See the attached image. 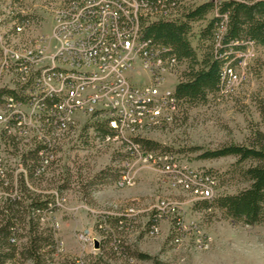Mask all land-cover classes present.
Masks as SVG:
<instances>
[{"label": "rangeland", "instance_id": "1", "mask_svg": "<svg viewBox=\"0 0 264 264\" xmlns=\"http://www.w3.org/2000/svg\"><path fill=\"white\" fill-rule=\"evenodd\" d=\"M26 1V11L45 7L41 0ZM10 2L0 0V26L7 22ZM46 13L17 36L5 35L10 23L0 27V45H5L9 56L24 55L29 47L25 42L39 41L46 46L47 60L58 53L64 42L56 44L53 30H67L68 26L56 14ZM209 20L208 14L188 23L187 38L197 62L209 46L207 40H199ZM242 58L237 78L226 83L221 96L181 101L180 108L169 113L166 125L135 132L155 142L156 150L171 152L176 171L187 166L193 173H215L214 197L247 188L249 183L240 170L252 163L237 164L233 156L203 159L202 154L230 144L249 145L256 130L264 132L259 114L264 108V48L249 47ZM185 68L167 75L163 86L175 91ZM130 77L147 81L151 74L143 69ZM91 114L83 110L71 114L75 128L61 139L54 159L35 185L27 183L38 193L56 197V208L46 213L40 224L42 231L52 230L55 242L45 264H73L75 260L88 264H264V223L246 225L233 222L216 207L204 210L196 188L183 186L174 173L162 169L161 163L127 156L121 138L103 140L92 127L95 120ZM126 118H132L129 112ZM3 128L1 122V158L16 181L19 173L26 174L20 153L35 144L21 137L12 142L1 140ZM129 134L125 130L122 137ZM117 218H124L127 226L118 229ZM79 235L89 244L81 243Z\"/></svg>", "mask_w": 264, "mask_h": 264}, {"label": "trees", "instance_id": "2", "mask_svg": "<svg viewBox=\"0 0 264 264\" xmlns=\"http://www.w3.org/2000/svg\"><path fill=\"white\" fill-rule=\"evenodd\" d=\"M66 1L79 3L81 0ZM165 1L168 6L178 2V0ZM141 2L142 6L151 13L148 17L140 18L141 40L148 42L149 51L153 52L157 48L167 60L172 59L180 67H187L183 73L184 80L177 84L174 91L177 109L180 108L181 101L198 102L205 100L208 95L214 98L221 96V91L231 77L228 71L234 73V70L240 67L242 55L248 46L264 48V0H228L221 3L218 6V16H213L201 31L199 40H207L209 46L206 47L200 62H197L187 38L190 31L188 23L202 20L213 11V4H201L194 9L185 10L179 18L169 19L158 14L162 11L158 0H141ZM15 5L21 7L22 4L20 0H13L8 8H13L12 20L16 26H21L26 19L18 9L16 10ZM152 14L155 17L150 21ZM121 23L128 24L123 21ZM31 81L30 77L26 85H18L15 90L0 89V109H6L8 98L15 104H29L31 98L26 93ZM43 104L45 108H51L56 101L46 99ZM259 114L264 124V108ZM48 115L49 113L42 112L39 117L40 127L37 129L40 131L39 136L35 135L33 130H26L18 116L9 118L1 132V140L6 142L21 137L35 145L31 150L20 153V165L24 167L26 174L19 173L16 181L7 171L3 159H0V264H45L55 248L52 230L42 231L40 224L46 213H51L56 208V197L38 193L30 189L27 183L35 185L39 176L43 175L54 159L61 139L69 130L72 131L75 124L68 125L67 130L62 131L61 122H56ZM91 116L95 120L92 127L102 135L103 140H114L118 131L111 127L110 119L105 115L102 116L100 112H93ZM160 123L154 126H164L168 121ZM148 127L153 126L147 124L142 130ZM129 142L137 144L144 154L163 156L171 153L156 150L158 145L142 138V134L135 135L129 139ZM129 142L121 139L127 156L132 157L133 152L129 149ZM227 156L235 157L237 164L246 161L252 163L240 170L249 185L235 194L217 195L209 200L201 199L203 209L210 210L216 207L233 222L238 221L246 225L264 223V132L256 130L249 145L230 144L202 154L203 159ZM210 173L217 184L216 174ZM156 217L157 215L151 221L153 226L157 222ZM115 221L118 229L127 226L124 218H117Z\"/></svg>", "mask_w": 264, "mask_h": 264}, {"label": "built area", "instance_id": "3", "mask_svg": "<svg viewBox=\"0 0 264 264\" xmlns=\"http://www.w3.org/2000/svg\"><path fill=\"white\" fill-rule=\"evenodd\" d=\"M87 1H94V8H87ZM164 1L158 0L162 10L158 14L169 19L181 17L190 8L212 3L214 8L209 13L211 19L218 16V6L228 0H178L173 6H168ZM24 2L27 1L21 0V8L16 10L26 21H35L46 12H52L68 28L60 31L52 29L58 34L56 44L63 41L64 45L52 55L51 60L43 59V51L46 50L44 43L43 49H35V42H25L30 45V53L16 56L4 55L5 45H0V62L5 64L4 74L0 76V89L11 87L15 90L18 85H26L30 77L32 79L26 93L31 98L29 104H15L8 98L6 109H0V123L4 127L9 118L18 116L26 130H33L39 136L40 131L37 129L40 125H36V118L41 116L46 99L56 101L52 113L48 115L56 122L70 125L74 120L71 114L78 110L90 114L100 112L110 119L111 127L118 131L115 139L121 138L125 142L135 137V123L149 124L153 120L171 119L168 109L177 106V101L175 95L167 93V87L163 84L167 75L172 72L177 74L182 67L164 57H154L155 49L149 51L148 42L141 40L139 32L132 30V21H124L119 17V5H127L133 16L142 14L143 18L148 17L151 13L142 6L141 0H81L79 3L70 1V4L66 0H58V6L38 7V11L35 8V11H26ZM154 17L150 15V21ZM249 47L252 46H248L244 54H247ZM12 68H19L18 85H10ZM143 69L151 74L149 80L131 79V74ZM233 78H237L236 69L231 73L230 80ZM127 112L132 118H126ZM125 130L130 132L127 138L122 137ZM128 145L135 157L161 163L162 169L174 173L183 186H197L201 199L214 198L217 184L210 172L191 174L190 168L184 166V173H177L175 163L174 169H167V162H173L170 154L148 157L137 144L129 142ZM78 239L81 243L89 244L85 236L79 235ZM74 264L88 263L75 260Z\"/></svg>", "mask_w": 264, "mask_h": 264}, {"label": "bare ground", "instance_id": "4", "mask_svg": "<svg viewBox=\"0 0 264 264\" xmlns=\"http://www.w3.org/2000/svg\"><path fill=\"white\" fill-rule=\"evenodd\" d=\"M13 0H11V2H12ZM11 2H10V4H11ZM41 4H43V5H45V6H50V7H56V6H58V0H41ZM9 4V5H10ZM15 7L17 8V5H15ZM87 8H94V1H87ZM9 9V12H8V16H7V19H5V20H7V22L5 23L4 21H3V23H2V21H1V23L3 24V25H1V26H4V27H7V25H9L8 23H10V30H7V34H5V35H7V36H11V37H13V36H17V35H20L22 32H23V30H24V28L28 25V24H31L32 23V21H25L24 22V24H23V26L22 27H17L16 26V23L12 20L13 19V12H14V10L12 9V8H8ZM1 15H3V14H0V16ZM119 17L121 18V20H124V21H132V30H134L135 32H140V18L141 17H143L142 16V14H134V16H133V13L132 12H130V11H128V9H127V5H119ZM0 26V27H1ZM16 26V27H15ZM14 27H15V29H14ZM14 29V30H13ZM25 33V32H24ZM54 35H56L55 36V38H54V40L55 41H58V34L56 33V34H54ZM5 40V39H4ZM7 40V39H6ZM9 41V40H8ZM12 41V40H11ZM7 42V41H6ZM5 42V43H6ZM1 43V42H0ZM22 44V43H21ZM14 49V48H13ZM35 49H43V42H40V43H36L35 42ZM7 50V49H6ZM6 50H5V48H4V55H9V54H7V52H6ZM24 50V49H23ZM25 51V50H24ZM24 53V52H23ZM26 53H30V45H29V47L26 49V51H25V54ZM14 56V55H13ZM166 56V55H165ZM154 57H163L161 54H160V51L156 48L155 50H154ZM49 58V57H48ZM51 58H52V55H51ZM43 59H46V56H45V51H43ZM172 60V59H171ZM173 62H176V61H174V60H172ZM241 66V65H240ZM178 67H180V65H178ZM4 71H5V64H4V62H0V76H3V74H4ZM228 73H229V75L231 76V71H228ZM19 81H20V71H19V68H12V72H10V82H12V84L13 85H18V83H19ZM4 88H6V89H9V90H13V88H11V87H4ZM167 93L168 94H171V95H174V90H172V89H170L169 87H167ZM2 104V103H1ZM48 108V107H47ZM45 108L44 107V105H42V112H47V113H52V107L51 108ZM175 109H177V106H172V109H168V115H169V113H171V115H172V113H174V112H171V111H173V110H175ZM170 116V115H169ZM164 120H153L152 122H149V124H151L152 126H154V125H159V123L161 122H163ZM168 122H169V120H168ZM160 123V124H161ZM71 124H75V121L74 120H72L71 122H70V125ZM36 125H40V122H39V118H36ZM145 125H147V124H144V123H135V132H141V130H142V128L145 126ZM59 127V126H58ZM69 126L68 125H62L61 126V128H62V131H66L67 130V128H68ZM74 128H75V126H74ZM57 131V130H56ZM55 131V132H56ZM143 131V130H142ZM45 132V131H44ZM48 132V131H47ZM41 133H43V132H41ZM49 137V136H48ZM62 137V136H61ZM60 137V138H61ZM44 139V138H43ZM45 140V139H44ZM51 140V139H50ZM48 141V140H47ZM59 141V140H58ZM46 142V141H45ZM47 143V142H46ZM43 145V144H42ZM147 156L148 157H159V156H157V155H150V154H147ZM180 168V167H179ZM184 168V167H183ZM167 169H174V162H167ZM177 169V168H176ZM183 171H184V169H183ZM183 171H180V172H178L177 171V173H182ZM191 174H197V173H193V172H190ZM123 180V179H122ZM182 184V183H181ZM187 188L188 187H190V186H186ZM193 187H195L196 189V191H197V186H193ZM199 194H200V196H201V192H199Z\"/></svg>", "mask_w": 264, "mask_h": 264}, {"label": "water", "instance_id": "5", "mask_svg": "<svg viewBox=\"0 0 264 264\" xmlns=\"http://www.w3.org/2000/svg\"><path fill=\"white\" fill-rule=\"evenodd\" d=\"M94 246H95V248L98 247V243L96 241L94 242Z\"/></svg>", "mask_w": 264, "mask_h": 264}]
</instances>
